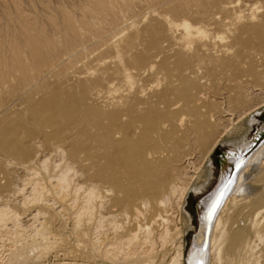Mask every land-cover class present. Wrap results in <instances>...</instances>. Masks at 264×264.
Listing matches in <instances>:
<instances>
[{"label": "rangeland", "instance_id": "374dc122", "mask_svg": "<svg viewBox=\"0 0 264 264\" xmlns=\"http://www.w3.org/2000/svg\"><path fill=\"white\" fill-rule=\"evenodd\" d=\"M226 10L229 13H225ZM185 24L190 34L185 32ZM107 85L114 87L112 89L117 87L115 97L124 91L131 98L132 103L116 105V110L134 105L142 114L153 108H159L158 113L168 112L170 116L164 118V123L165 128L173 132L172 138L160 141L158 154L140 161L137 172L118 174L123 181L120 192L111 190V184L97 173L106 167V162L94 167L75 164L74 169L83 172L81 180L87 175L93 179L83 181L84 186L96 184L105 202L99 206L100 200L95 198L92 202L94 213L90 217L82 216L78 227H74L75 220L69 211L64 217L48 220L49 224L44 226L56 243L26 252L18 260L20 263L15 264H113L97 255L92 247L99 212L105 216L108 211L116 214V220L121 219L119 229L123 230H113L108 221H103L100 237L103 243L126 239L134 231L138 239L143 240V231L136 227L151 212L149 208L141 205V216L136 218L135 215V219L134 214H129L126 220L119 215L120 206H112L113 197L117 193L123 201L131 198L138 204V197L144 196L149 187L159 188V192L167 195L170 183L183 181L187 168L185 159L190 156L198 167L192 185L202 186L201 193L185 197L179 219L175 218L176 198L170 197L165 206H158V212L164 218L168 216V223L158 219L153 228L155 237L164 226L170 229L164 247L159 240L156 243L158 264H170L178 244L183 245V253L186 251L199 227L194 204L218 174V154L241 144L244 139L251 141L264 125V105L243 115L254 102L264 99V94L247 92L250 87L264 91V0H0V135L5 134L6 129L16 131L23 134L24 142L28 141L25 144L30 146L40 138L38 125L42 126L43 120L37 125L27 123L29 114L45 106H54L60 95L77 112H87L86 125L77 129L79 116L74 115L78 122L53 124L46 120L41 128L54 135L55 129L68 132L73 126L69 144L74 141L78 146L89 145L90 161L95 162L100 153L92 142L95 125L90 115H93L96 102L95 90L104 92ZM158 98L165 101L159 107ZM228 121L235 122L211 148ZM67 126L70 129H65ZM123 138L125 134L117 140ZM261 138L264 141V136ZM129 140L132 145L139 141L135 137ZM177 140H180L178 146L175 145ZM259 145L252 149L248 158ZM261 153L251 159L253 163L249 162V172L261 165L264 152ZM247 160L239 172L247 165ZM4 162L0 155V196L11 192V186L18 184L19 171ZM245 175L241 177L242 185L247 180ZM82 194L79 193L81 203ZM9 206L19 214L24 213L14 201ZM25 219L23 217L25 224L32 221ZM5 233L0 230L3 240L0 244L7 247L9 240Z\"/></svg>", "mask_w": 264, "mask_h": 264}, {"label": "bare ground", "instance_id": "6f19581e", "mask_svg": "<svg viewBox=\"0 0 264 264\" xmlns=\"http://www.w3.org/2000/svg\"><path fill=\"white\" fill-rule=\"evenodd\" d=\"M226 12L229 13L227 10L225 13ZM185 32L187 34H190L191 32L187 24H185ZM53 75H55V73ZM111 80L108 81L111 82ZM111 87L108 86L104 92H102V89L95 90L94 93L96 102L93 107V115H90L95 125L92 142L96 146V152L100 153L99 160H95V162L90 161L91 154L88 151L89 145L86 144L87 146L85 147L84 145L80 144L78 146V144L74 143V141H72V143L70 142L69 144L70 136L74 130L73 126L70 127L73 130L68 128L70 125L65 127V129H70L68 132H62L55 129L53 131L54 135L47 133V129L44 127V129L41 128L44 124H46L43 122L46 120L53 124H58L59 122H67L71 124L72 122H78L79 120L81 123H76L79 125L77 127L79 130L80 125L82 126L81 128L86 125V122L89 119L87 118L89 117L87 112H77V110L73 108L71 104L68 105L65 100H63V98L59 97L60 95L56 98L57 101H54V106H45V109L40 108L39 110L37 109V111L29 114L30 116L28 117L27 123L33 122V124L35 123L37 125V122L43 120L40 122L43 125H38L40 128L39 134L41 133L40 138H38L36 141H33L30 146L25 144L27 140L24 142L23 134L20 135L21 133L19 134L16 131L6 129L4 132H7L5 134H1L2 136L0 135V155H2L5 161L4 163L6 166H13L15 167L16 171H19L16 177L18 184L16 183L14 186H11L13 187L11 192H8L4 195L2 194V196H0V200L4 201L0 203V230L6 231V236L9 240V245L7 244L8 241L6 243L8 245L7 247L4 246V244H0V264H15L16 262L20 263V257L23 254L25 255L26 252L28 253L32 249L36 250V248H44L50 244L56 243L54 239H50L48 235L51 234V232L47 227L44 226L45 223L49 224L48 220H52L56 217H64L66 212L69 211L73 216V220H75L74 227H78V225H80L82 216L90 217L94 213L95 205L92 204V202L95 198L100 200L99 206L103 205L105 201L98 192L95 186L96 184L94 185L89 183L90 185L88 186H84L83 184V181L93 179L87 175L88 178L86 177L85 180L82 178L81 180V175L83 172L78 173L77 170L74 169L75 164L80 165V167L83 165L94 167L96 165H101L100 162H106V167L98 170L97 173L109 184H111L109 185L111 190L120 192L123 187V181L122 178L118 176V174L121 172L126 173L132 170V172H134L137 168V170H139L140 161L143 162L144 160L148 159V156L158 154L160 141L172 138L171 136L173 135V132L170 129L165 128L164 123V118L170 116L168 112L158 113L159 108H153L148 109L142 114V112L137 111L134 105H131V107H127L123 110H116L114 108L116 105H127L128 103H132V101L128 95L124 94V91L115 97L114 93L118 92V89L117 87L116 89H112L114 87ZM258 88L259 87H250L247 89V92L249 91L250 93L255 95L257 94L258 96L264 94V91H261ZM256 90L259 91L256 92ZM31 100L34 101L33 99ZM40 102L41 101L39 100V103ZM164 102L165 101L158 98V107ZM262 105H264V99L254 102L253 105L243 112V115L251 114V112H254ZM9 109L11 110V108ZM88 111H90V109ZM224 112L227 111L224 110ZM74 115L79 116L78 120H76L77 118L75 119ZM231 115L233 114H230V116ZM252 117L253 116L251 115L250 119ZM228 120L232 119L228 118ZM233 122L235 121H228V124H225L222 131L217 136L215 143L211 145V148L220 141L221 137L228 131L229 126L234 124ZM75 126L76 125H74V127ZM121 134H125L126 138H123L124 140H117ZM261 135H264V133ZM134 137L136 140L139 139V141L136 143L133 142L134 145H132L130 142L131 140L129 139ZM183 137L184 136H182V138ZM204 141L206 142V139ZM89 143L91 144V141ZM179 143L180 140H177L175 145L178 146ZM248 144L249 140L245 141L244 139L241 144L237 143L231 149L242 150L243 148H246ZM82 148L86 150L83 151ZM262 149H264V141H262L259 147L251 154V158H248L247 165L242 171H240L242 173H236V184L232 187V192H229V195L226 196L223 204L219 208V201L216 200L217 198L210 201H205L204 198H202V202H206L205 204H207V209H205V212H203V217L205 220L199 217L198 230L192 237V245L200 247L204 241L206 227L209 226L207 245L204 252L205 254L202 257V264H264V159L261 161L260 166L252 169L251 172L248 171L250 163L254 162H250L251 159H256L258 154L264 152ZM236 152L238 153V151ZM259 156L261 157V155ZM191 158L192 157L189 156L185 159V166H187V168L185 167L184 169L185 171L183 173V181L180 182V184L170 183L168 187L169 193L167 192V195L159 192V188L149 187L148 192H146L144 196L138 197L139 200H137V204L135 201L132 202L131 198H127L125 201H123V199H121V197L116 193L111 204L112 206H120V208H118L120 210L119 215H123L126 220H128L127 218L129 214H131V216L134 214V218L135 215H137L136 218H138L141 205L145 208H149L151 211L148 215L144 217L142 216L143 219L141 217L142 221L139 222L136 227L138 230L143 231V240L140 241L138 239V233L134 231L131 233L129 232V236L127 238L125 237L126 239H121L117 242L103 243V241H101L102 239L100 240L101 234L103 233V221H108L109 226H111L113 230H118L120 227V223L118 222H121V219L120 221L116 220L117 215L112 214V212L110 213L109 211L107 212V216L99 212L98 221L93 231V235H95L94 240L93 242L91 241L92 247L97 255H100L102 258L113 264H158L159 250L156 248V243L160 241L159 244L161 243L163 246L170 237V229L168 226H164L162 231L157 234V237L153 235V228L154 225H157L156 223L158 222V219L165 223H168L169 221L167 218L168 216L164 218L163 215L158 212V206H165L168 200H170V197H175V218L179 219L178 216L179 212L182 210V202L185 201L187 193L190 190L195 192L199 190L198 186L192 185L194 173H196L195 171L198 169V167L194 161L191 160ZM236 164H238V162ZM85 169L87 170V168ZM233 171L232 173H234ZM88 173H91V171H88ZM243 175H245L244 177L247 178V180L245 182L243 181L242 185L240 181ZM108 190L110 191V189ZM80 192L83 193V203H81L79 200ZM218 195H220V193ZM8 201H14L15 204H19V207L24 210V213L19 214L18 212L14 211L9 206L10 202ZM168 215L171 214L169 213ZM23 217L26 218L25 220L32 221H29V224H25V222L23 223ZM38 219H41L42 221H40V223H36ZM136 221H139V219ZM8 223L9 226L7 225ZM160 224L162 225V223ZM124 226H126V224ZM120 230L122 229H119L118 231ZM1 237L0 242L3 243ZM182 246L178 244L177 251L175 250V256L171 258L170 264H186L185 252L183 253ZM196 256L192 258L191 264H198L199 258Z\"/></svg>", "mask_w": 264, "mask_h": 264}, {"label": "flooded vegetation", "instance_id": "af4514ba", "mask_svg": "<svg viewBox=\"0 0 264 264\" xmlns=\"http://www.w3.org/2000/svg\"><path fill=\"white\" fill-rule=\"evenodd\" d=\"M252 144H253V141L251 140V141H249L248 146L246 148H243L242 150H240V149L239 150H232L231 149L232 147L231 148L228 147L218 154V158H219V162H220V166H219L220 168H219L218 174H217L215 180L212 182V184L207 189V191L205 193L201 194L197 198V200L194 204L195 216H196V220L198 223H199V217H201L203 220H205V218L203 217V212H205L204 210L207 209V204H205L206 202L205 203L202 202V198H204L205 201H210V200L217 198L216 200L219 201L218 208L223 204V201L225 200L226 196L229 195V192H232V190H233L232 187L235 184V177L237 175L236 173H238L239 170L243 167V165L245 164V161L247 160L248 156L250 155V153L252 151V149H251ZM236 151H238V153ZM237 162H238V164H236ZM211 163H212V160H211L210 164ZM232 171L235 174L232 173ZM224 185H225V187H224ZM228 185H229V187H228ZM201 187L199 186V190L197 192L190 190L187 193L186 199L189 197V195L201 193L200 192ZM226 187H227V189H226ZM219 193H220V195H218ZM188 203H189V200L186 201V206L188 205ZM218 208H217V210H218Z\"/></svg>", "mask_w": 264, "mask_h": 264}, {"label": "water", "instance_id": "95a60500", "mask_svg": "<svg viewBox=\"0 0 264 264\" xmlns=\"http://www.w3.org/2000/svg\"><path fill=\"white\" fill-rule=\"evenodd\" d=\"M260 131H256V133L254 134V137L252 139L253 141V144L251 146V149H254L257 147V145L260 144V141H262L261 137H263L264 135H261L262 131L264 132V125H262L260 127ZM261 138V139H260ZM208 231H209V226L206 227V230H205V236H204V241H203V244L200 246V247H196V246H193L192 245V238L190 239V242L188 244V247L186 248V251H185V261H186V264H191L192 262V258L196 257L199 258V261H198V264H202V257L203 255L205 254V248H206V245H207V235H208ZM196 254V255H195ZM188 255V256H187Z\"/></svg>", "mask_w": 264, "mask_h": 264}]
</instances>
